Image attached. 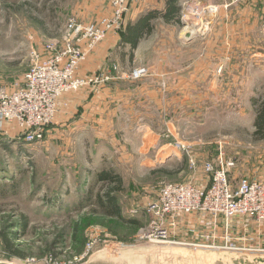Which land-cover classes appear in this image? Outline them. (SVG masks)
Here are the masks:
<instances>
[{"label": "rangeland", "instance_id": "obj_1", "mask_svg": "<svg viewBox=\"0 0 264 264\" xmlns=\"http://www.w3.org/2000/svg\"><path fill=\"white\" fill-rule=\"evenodd\" d=\"M180 2L179 22L154 20L135 49L122 41L128 25L162 3L131 5L123 26L77 70L87 83L64 94L41 140L26 141L8 126L0 131V245L6 258L43 264L50 253L79 254L94 239L97 251L148 244L141 229L162 185L206 184L203 165L220 156L231 161L234 182L243 175L264 179V137L254 134V102L264 100V0ZM110 4L0 0V79L10 89L22 86L33 50L45 54L48 39L64 42L69 18L96 21L110 13ZM139 69L145 72L137 77ZM106 166L123 178L118 201L124 220L106 216L94 202L102 185L95 173ZM194 221L186 226L182 220L181 232L172 235L190 237L192 230L200 238L195 245L237 249L225 245L223 224L214 239L209 220L204 229ZM7 241L25 255L10 252Z\"/></svg>", "mask_w": 264, "mask_h": 264}, {"label": "built area", "instance_id": "obj_2", "mask_svg": "<svg viewBox=\"0 0 264 264\" xmlns=\"http://www.w3.org/2000/svg\"><path fill=\"white\" fill-rule=\"evenodd\" d=\"M137 1L111 0V12L93 22L69 18L63 28L64 42L60 44L58 39H48L44 44L45 54L32 51L34 59L22 86L10 89L0 79V131L8 126L18 131L26 141L41 140L42 130L56 116L64 94L87 83L85 78L77 76V70L101 41L123 26L131 5ZM230 1L239 3L242 0ZM144 72V69L135 70L137 77ZM230 162H225L222 156L217 162H205L206 184L187 181L162 185L156 199L149 203L146 210L149 222L141 229V238L150 241L183 239L172 233L181 232L179 225L182 220L187 225V217L198 216L202 222L209 220L206 225L213 227L211 233L215 235L214 239L220 229L218 225L223 224L221 228H225L228 240H225L226 246L264 249V179L243 175L234 182L229 172ZM252 225L259 230L254 231ZM240 229L244 232L235 237ZM237 240L243 244H237ZM254 243L257 248L253 247ZM98 245L99 240L94 239L79 254L67 249L57 255L50 253L43 264H80L97 251ZM6 256L7 251L0 245V258ZM37 263L34 258L24 260V264Z\"/></svg>", "mask_w": 264, "mask_h": 264}, {"label": "water", "instance_id": "obj_3", "mask_svg": "<svg viewBox=\"0 0 264 264\" xmlns=\"http://www.w3.org/2000/svg\"><path fill=\"white\" fill-rule=\"evenodd\" d=\"M0 264L21 263L0 258ZM80 264H264V250L152 241L133 247L105 248Z\"/></svg>", "mask_w": 264, "mask_h": 264}, {"label": "trees", "instance_id": "obj_4", "mask_svg": "<svg viewBox=\"0 0 264 264\" xmlns=\"http://www.w3.org/2000/svg\"><path fill=\"white\" fill-rule=\"evenodd\" d=\"M180 11V0H165L164 9H152L142 14L135 22L130 23L123 35L122 41L129 44L131 49H135L139 42L153 31L154 20L161 18L166 23L179 22ZM254 106L256 107V129L254 134L261 138L264 137V100L262 103H258L255 100ZM95 183L102 184L100 190L96 193V200L94 201L100 207L101 212L106 216L124 220L122 208L118 201V192L123 189L122 176L115 169L106 166L95 173ZM90 198H92V194ZM28 225V220L24 217L22 228L26 230ZM7 247L10 252L16 255H25L24 252L13 248L10 241H7Z\"/></svg>", "mask_w": 264, "mask_h": 264}, {"label": "crops", "instance_id": "obj_5", "mask_svg": "<svg viewBox=\"0 0 264 264\" xmlns=\"http://www.w3.org/2000/svg\"><path fill=\"white\" fill-rule=\"evenodd\" d=\"M161 3H162V7H160V9L161 8L164 9V7H165V0H161ZM180 4H181V2H180ZM108 12H111V4H110V8H109V11ZM187 218H189V221H190V219L193 218L195 220L194 223H196V221H197V223L200 224V225L197 224V227H199V229H204L205 228V225L202 224L203 223L202 220H200L198 217L192 216V217H187ZM189 224H190L189 226H191L193 223L190 222ZM186 226H188V224ZM238 226H242V224H239ZM252 227H253V230L255 229L254 231L259 230L256 225H252ZM190 228H192V227H190ZM189 230H191V229H189ZM239 231H241V229ZM189 232H191V231H189ZM192 235H194V232H191V236L190 237H189V234H187L186 237L182 236L183 239H177V241H175V242H177V243H185V244H194L193 241H199V238H195ZM263 242H264V239H263ZM202 246H204V245H202Z\"/></svg>", "mask_w": 264, "mask_h": 264}, {"label": "bare ground", "instance_id": "obj_6", "mask_svg": "<svg viewBox=\"0 0 264 264\" xmlns=\"http://www.w3.org/2000/svg\"><path fill=\"white\" fill-rule=\"evenodd\" d=\"M159 242H170V241H159Z\"/></svg>", "mask_w": 264, "mask_h": 264}]
</instances>
